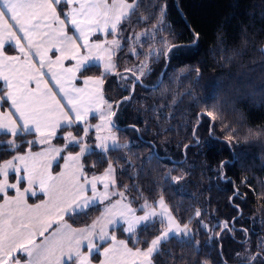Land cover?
<instances>
[{"label": "snow or ice", "instance_id": "6c2138e0", "mask_svg": "<svg viewBox=\"0 0 264 264\" xmlns=\"http://www.w3.org/2000/svg\"><path fill=\"white\" fill-rule=\"evenodd\" d=\"M139 7L140 0H0V136L9 137L0 139V154L11 157L0 163V264H93L94 254L98 264H154L152 257L160 252L161 241L190 234L189 225L181 227L163 196L156 202L159 212L145 201L139 209L143 215H137L131 202H125L129 186L124 185L123 191L112 190L117 180L110 161L102 173L92 176L88 170L95 169L97 162L88 165L87 170L82 162L93 149L86 143L92 130L97 133L94 147L99 150V163L108 159L109 151L121 147L112 134V117L116 115L112 109L131 100L132 95L115 105L109 102L104 95L105 77L130 80L134 93L138 84L144 86L142 78L152 71L148 58L158 60L163 56L171 61L198 51L200 34L190 28V44L172 43L162 36L161 47H150L138 66L126 68L123 73L116 71L114 57L127 46L129 37L124 36V31ZM153 7L159 10L157 23L135 33L137 43L141 37L154 39L163 30L168 5L155 3ZM152 15L138 16L136 23H147ZM218 40L223 43L221 37ZM6 45H12L16 54L9 55ZM259 51L264 55V48ZM129 52L141 55L135 46H129ZM49 53L58 55L53 59ZM66 61L71 62L70 66L65 65ZM93 67L100 74L86 75ZM181 71H194L199 83L198 68ZM77 80H82L84 87H77ZM219 84L215 78L210 81V98H215ZM118 86L126 91L129 88L127 83ZM93 113L99 116L100 123H88ZM217 121L222 122L219 111L202 110L196 114V129L209 123L208 146L219 141L231 150L235 129L224 124L222 130L232 134L220 141L213 131ZM72 128L75 133L65 131ZM105 129L109 135H101ZM27 136L33 138L25 139ZM55 139L62 140V146H55ZM196 143H200L198 138ZM36 146L39 151H33ZM73 148L79 151H70ZM235 160L233 153L232 161H221L218 174ZM53 165L60 170L54 171ZM241 183H247L246 179ZM117 196L120 199L114 200ZM234 196L241 194L237 190ZM29 197L39 202L29 203ZM92 210H98L99 215L84 227L75 228L65 219L87 216ZM195 215L199 217L201 212L197 210ZM157 219L165 228L150 242L144 241L146 248L136 247L141 243L138 233L147 232ZM117 230L127 233L128 239H118ZM224 230H232L228 221L223 224ZM129 241L133 247H129ZM258 246L264 248V241ZM260 256L257 253L247 259L254 262Z\"/></svg>", "mask_w": 264, "mask_h": 264}, {"label": "trees", "instance_id": "16d2710c", "mask_svg": "<svg viewBox=\"0 0 264 264\" xmlns=\"http://www.w3.org/2000/svg\"><path fill=\"white\" fill-rule=\"evenodd\" d=\"M165 2L168 8L163 30L154 39L141 37L137 43L135 33L157 23L159 10L153 5ZM152 13L147 23H136L138 16ZM190 28L200 34L198 51L171 61L163 56L158 60L148 58L152 71L142 78L144 86L138 84L134 93L118 86L123 85L119 77H105L104 95L114 105L132 95L131 100L113 109L119 140L128 145L109 151L104 163L98 162L99 151L92 149L82 162L86 170L97 162L95 169L88 170L92 176L102 173L110 161L117 180L112 190L123 191V186L128 185L131 190L125 193V202H131L138 215L143 214L139 209L145 201L154 207L163 196L176 221L195 230L193 237L164 241L160 252L152 257L154 264H261L264 248L258 245L264 241V55L259 49L264 48V0H140L136 16L124 31V36L129 37L127 46L114 57L116 70L123 73L145 60L144 53L150 47H161L162 36L172 43L190 44ZM129 46H135L141 55H132ZM6 52L14 50L7 47ZM196 68L201 74L199 83L194 71H181ZM85 74L99 75L100 70L93 67ZM213 78L220 82L214 99L209 96ZM202 110L221 113L222 122L217 121L213 129L220 141L232 134L222 130L224 124L235 129L231 150L219 141L208 146L210 124L202 123L198 129L195 124L196 114ZM68 130L76 131L65 129ZM54 144L62 146L63 141L55 139ZM184 145L190 147L185 149ZM38 150L39 146L33 148ZM70 151L78 152L79 148ZM233 153L234 163L218 174L221 161H232ZM10 158L0 154V163ZM245 179L247 183H241ZM237 190L240 197L234 196ZM197 210L201 212L199 217L195 215ZM98 215V210H92L87 216L65 219L78 228L90 224ZM225 221L231 231H222ZM164 228L165 224L157 219L147 232L138 233L141 243L135 246L146 248L144 241L150 242ZM116 235L118 239H128L127 233L117 230ZM129 246L133 247L132 241ZM257 253L261 256L256 261L247 259ZM93 261L98 262L96 255Z\"/></svg>", "mask_w": 264, "mask_h": 264}, {"label": "crops", "instance_id": "0c3cea01", "mask_svg": "<svg viewBox=\"0 0 264 264\" xmlns=\"http://www.w3.org/2000/svg\"><path fill=\"white\" fill-rule=\"evenodd\" d=\"M72 34V30L71 29H69V35H71ZM109 39H111V37H109ZM7 47H11V48H13V50H14V52L13 53H9V52H7L9 55H15L16 54V50H15V48L12 46V45H6V47H5V51H6V48ZM49 55L50 56H52V58L53 59H55V55H58V53H56L55 55L53 54V53H49ZM70 63L71 62H68V61H66L65 62V65L66 66H70ZM102 70V69H101ZM45 79L46 80H48V83H49V86H52L53 85V82L46 76L45 77ZM2 81H0V85H2ZM76 86L77 87H84V85H83V83H82V80H77L76 81ZM53 91H56V89H55V87H53ZM92 118H96V120L95 121H93L92 122ZM99 121V116L97 115V114H95V113H93V114H90L89 115V118H88V123H90V124H94V123H97ZM53 144H54V140H53ZM55 145V144H54ZM55 146H57V147H59V145H55ZM39 151V150H38ZM65 155H67V153H65ZM87 155V154H86ZM63 164V161H62V163H61V165ZM54 167H55V165H53V169H54ZM60 170V169H59ZM58 170V171H59ZM13 175V173H11L10 172V179H11V176ZM99 175V174H98ZM98 188H101V190H102V185H98ZM10 194H12L11 193V191H10ZM90 194V193H89ZM40 198H42V197H40ZM32 199H34V201L32 202L31 200ZM28 202L29 203H37V202H39V200L36 198V197H29V200H28ZM153 208H155V210L157 211V212H159L160 211V207H159V205L156 203V205L153 207ZM138 215V214H137ZM141 215H143V214H141ZM166 226V225H165ZM182 227V226H181ZM76 228V227H75ZM79 228V227H78ZM40 241V238H37V242H39ZM164 241H166V240H164ZM164 241H161V244L164 242ZM160 244V245H161ZM105 246H107V245H105ZM130 247V246H129ZM86 250V249H85ZM95 255V254H94ZM93 255V256H94ZM154 255V254H153ZM21 259H23V255L21 254ZM93 264H98V262H94L93 261Z\"/></svg>", "mask_w": 264, "mask_h": 264}, {"label": "rangeland", "instance_id": "374dc122", "mask_svg": "<svg viewBox=\"0 0 264 264\" xmlns=\"http://www.w3.org/2000/svg\"><path fill=\"white\" fill-rule=\"evenodd\" d=\"M157 49H158V48H157ZM143 61H144V60H143ZM140 62H141V61H140ZM140 62H139V63H140ZM139 63L136 64V65H132L131 67L129 66V67H130L129 69L138 66ZM149 66H150V63H149ZM116 71H117V70H116ZM137 75H139L138 72H137ZM125 83H127V84L129 85V88H128L127 91H131V81H130V80H129V81H122V84H125ZM105 99H107V98H105ZM108 100H109V99H108ZM109 102H111V103L114 104V102H112V101H110V100H109ZM113 109H114V107H113ZM113 109H112V111H113ZM112 118H113V117H112ZM90 123H91V122H90ZM98 123H100V120H99L97 123H94V124H98ZM71 131H73V132L75 133L74 130H71ZM112 134L115 135V137H116V139H117V141H118V143H119V145H120L121 147H124L125 145H128V143H122V142H120V140H119V136H118V133H117V130H116L115 127L112 128ZM96 135H97V133L95 132V130H92V131L89 133V138L86 140V143L89 144V145H92L94 150L99 151L98 149H96V148L94 147V145L97 143V141H96V139H95ZM101 135H109L107 129H105V130L101 133ZM90 136H92V139H93L92 141H91V137H90ZM113 166H114V165H113ZM54 168H55V167H54ZM114 168H115V167H114ZM53 170H54V169H53ZM115 177H116V172H115ZM189 228H190V230H191L189 235L184 236V235L181 234L178 238H184V239H187V238L193 237V235L195 234V230H194L192 227H189ZM253 264H255V263H253Z\"/></svg>", "mask_w": 264, "mask_h": 264}, {"label": "water", "instance_id": "95a60500", "mask_svg": "<svg viewBox=\"0 0 264 264\" xmlns=\"http://www.w3.org/2000/svg\"><path fill=\"white\" fill-rule=\"evenodd\" d=\"M112 119H113V118H112ZM115 128H119V127L115 125Z\"/></svg>", "mask_w": 264, "mask_h": 264}]
</instances>
